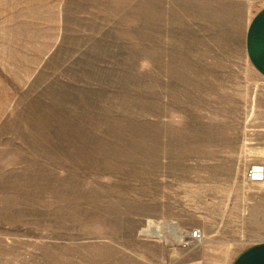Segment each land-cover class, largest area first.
Instances as JSON below:
<instances>
[{
	"label": "rangeland",
	"instance_id": "374dc122",
	"mask_svg": "<svg viewBox=\"0 0 264 264\" xmlns=\"http://www.w3.org/2000/svg\"><path fill=\"white\" fill-rule=\"evenodd\" d=\"M262 7L0 0V264H230L263 242L238 170L264 156L215 155L264 121L243 49Z\"/></svg>",
	"mask_w": 264,
	"mask_h": 264
},
{
	"label": "crops",
	"instance_id": "0c3cea01",
	"mask_svg": "<svg viewBox=\"0 0 264 264\" xmlns=\"http://www.w3.org/2000/svg\"><path fill=\"white\" fill-rule=\"evenodd\" d=\"M243 49L248 64L247 77L248 80L251 81L249 87L256 92V89L258 90L259 87L264 86V7L256 11V13L249 18L244 36ZM261 119L262 116L257 119L255 114L252 115L251 109L249 115L244 119V124H247L248 127L247 131L236 133V135L231 133L229 136H223L222 143L220 144L219 141L216 146L215 155L217 157H223L226 163L234 162L235 157L264 156V143L262 145L260 142L257 143V139H260L261 136L254 131L255 126H251V124L254 125L256 123L263 124L264 121H261ZM236 121L242 122L239 121V118H236ZM244 161H247V159ZM231 165L233 166L232 163ZM240 166L238 173L242 176L246 175L247 171L253 166L264 168V162H246L245 164L241 163ZM235 172L236 171H234V173ZM246 188V195L249 203L247 207L248 211L238 213V218L255 220L256 205L264 204V181L261 183H247ZM251 206L252 208L250 209ZM231 218H233V215H231ZM259 218H264V206L263 211H260ZM219 261H217V263L264 264V241L250 245L236 255L228 256L226 262H224V258H221Z\"/></svg>",
	"mask_w": 264,
	"mask_h": 264
},
{
	"label": "built area",
	"instance_id": "2783aa9c",
	"mask_svg": "<svg viewBox=\"0 0 264 264\" xmlns=\"http://www.w3.org/2000/svg\"><path fill=\"white\" fill-rule=\"evenodd\" d=\"M247 181L250 183L263 182L264 181V168L260 166L251 167L247 173ZM192 237L198 240L200 238V234L194 233Z\"/></svg>",
	"mask_w": 264,
	"mask_h": 264
},
{
	"label": "bare ground",
	"instance_id": "6f19581e",
	"mask_svg": "<svg viewBox=\"0 0 264 264\" xmlns=\"http://www.w3.org/2000/svg\"><path fill=\"white\" fill-rule=\"evenodd\" d=\"M149 234H151V233H149Z\"/></svg>",
	"mask_w": 264,
	"mask_h": 264
}]
</instances>
